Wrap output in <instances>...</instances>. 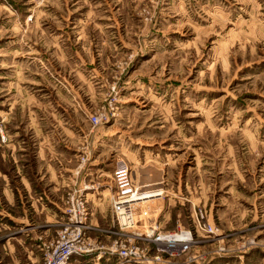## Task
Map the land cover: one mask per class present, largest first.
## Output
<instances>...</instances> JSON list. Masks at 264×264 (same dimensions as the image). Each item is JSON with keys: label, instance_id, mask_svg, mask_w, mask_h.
<instances>
[{"label": "rangeland", "instance_id": "obj_1", "mask_svg": "<svg viewBox=\"0 0 264 264\" xmlns=\"http://www.w3.org/2000/svg\"><path fill=\"white\" fill-rule=\"evenodd\" d=\"M120 161L139 223L216 230L159 264H264V0H0V264H45L77 188L68 264H140L108 250Z\"/></svg>", "mask_w": 264, "mask_h": 264}, {"label": "built area", "instance_id": "obj_2", "mask_svg": "<svg viewBox=\"0 0 264 264\" xmlns=\"http://www.w3.org/2000/svg\"><path fill=\"white\" fill-rule=\"evenodd\" d=\"M106 119L107 114L103 112L90 116V121L94 126L102 124ZM111 181L112 193L109 196V206L113 222L117 227L116 234L118 237L108 247V250L111 254L117 255L122 262L140 264L163 263L160 252L173 256L189 250L195 243L194 230L195 232L203 231L207 234H212V236L216 235V230L210 224L205 223L202 217L197 218L195 229L179 227L173 232L165 233L157 232L156 225L139 223L144 220V217L143 219L137 218L139 208L135 205V201L139 199H134L140 196L139 194H141L142 190L132 177L127 163L120 161L115 165ZM83 189L77 188L69 193L67 205L69 220L58 232L55 242L51 244L45 264H68L72 254L94 249L87 248L83 242L82 235L84 229L88 227L84 225L88 214V206ZM134 226H137V228L133 229ZM147 230H150V232H146ZM171 235H176L179 239H161ZM138 240L153 242L155 251L149 255L137 245Z\"/></svg>", "mask_w": 264, "mask_h": 264}, {"label": "bare ground", "instance_id": "obj_3", "mask_svg": "<svg viewBox=\"0 0 264 264\" xmlns=\"http://www.w3.org/2000/svg\"><path fill=\"white\" fill-rule=\"evenodd\" d=\"M151 185H155V184H150V185L147 184V185H143L142 187H145V188L148 187L149 188V186H151ZM157 190H159V189L157 188ZM141 193H143V195L136 197L134 200L141 199V198H145L144 202L147 203V202H151V201H154V200L157 199V198H155L154 188H152V189H150V188L147 189L146 188V190H143ZM156 193L157 194L159 193L158 195H161L163 193V190H160V191H158ZM157 194H156V196H157ZM138 204H143V203H142V201H139V200L138 201H135V205L137 206ZM134 228H136V227L134 226L133 229ZM149 232H150V230H149ZM161 239L162 240H178L179 238L176 235H171V236H168V237H162Z\"/></svg>", "mask_w": 264, "mask_h": 264}, {"label": "crops", "instance_id": "obj_4", "mask_svg": "<svg viewBox=\"0 0 264 264\" xmlns=\"http://www.w3.org/2000/svg\"><path fill=\"white\" fill-rule=\"evenodd\" d=\"M126 163V162H125Z\"/></svg>", "mask_w": 264, "mask_h": 264}]
</instances>
